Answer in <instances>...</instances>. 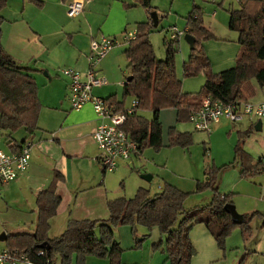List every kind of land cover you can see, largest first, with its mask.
<instances>
[{"label":"crops","instance_id":"1","mask_svg":"<svg viewBox=\"0 0 264 264\" xmlns=\"http://www.w3.org/2000/svg\"><path fill=\"white\" fill-rule=\"evenodd\" d=\"M72 1L8 0L6 8L2 11L4 23L1 41L4 49L18 64L29 68V74L37 82L38 95L42 105L38 129L31 135L22 130L23 137L21 139L13 138L19 143L31 139L34 148L28 172L0 188L1 205L5 203L8 207L6 211L2 208L6 215V219H4L6 223H2V225L34 224L38 213L37 197L40 192L51 186L56 172H60L63 181L58 183L57 192L62 197V203L57 216L51 221V239L60 236L72 220L108 219L107 203L109 201L119 198L131 199L140 189L149 190L153 196L160 193L165 184H169L185 193H192L196 188L197 181L206 180V175H199V167L193 162V152L189 147L183 149V155L186 159H191L189 168L196 173H192L189 177L179 175L166 162L173 153V150H169L170 131L173 128H178V112L174 108H167L160 112L163 133L162 149L160 148L155 153L138 151L131 156L130 160L120 162L115 171L106 172L104 170L99 162L100 151L93 139V134L101 120L91 105L85 106L80 111L72 110L69 101L70 80L62 75L61 70L71 68L85 76L90 70L91 42L102 36L115 37L122 34L123 30L126 31V25L130 21L128 9L136 3L135 0H86L85 11L82 15L78 18H71L68 6ZM231 10L233 8L227 11ZM212 17L216 18L217 12ZM151 21H147V23ZM122 36L119 39H122ZM208 44L204 42L203 47H207ZM125 46L126 51L128 44L126 43ZM237 48L239 52L238 40ZM113 51L102 60L96 69L98 76L107 79V84L100 88H94L93 94L103 99L113 97L120 103L123 100L117 97L119 84L109 79L116 71L114 66H121L119 50ZM205 54L211 64V57L206 51ZM211 70L215 73L212 68ZM203 75L204 80L198 84V89H189L187 83H183L184 92L199 93L205 84L206 78L204 73ZM254 81L256 82V80ZM244 85L242 87L244 100L254 104L264 102V87H260L257 83L259 90L248 94L244 92ZM113 105L122 112L126 108L127 102L124 101L121 108L118 104ZM140 114L142 115V112ZM151 118L146 119L151 120ZM258 121L246 119L235 124L222 119L213 129L214 136L212 134L209 136L212 140L215 135L224 133L223 136L228 145H223L220 157L215 156L213 145L211 149L208 147L205 150H210L211 153L207 159L210 166L220 164L221 168L225 167V170L220 174L222 178L218 179V183L220 180V192L233 195V204L237 205L238 212L243 216L257 212L259 215L255 218L264 219V204H261L256 198L255 183L252 182V178L247 179L242 176L244 166L239 159L236 161L235 153L238 145L242 147L246 155L250 157L251 168L254 169V173L256 172L255 175L264 174V143L254 144L250 139L253 137L251 136L253 133H258L256 131ZM12 152L11 149L6 151V153ZM205 155L204 157H206ZM143 160L146 162L152 160L154 165L147 163L146 166ZM138 167L143 168L146 173L144 175L152 176V180L146 181L141 176L140 182L139 177L136 176L137 180L134 182L136 187L128 197L113 198L112 179L121 180L124 187L123 180L135 178L134 173L139 172ZM157 177L162 178V182L165 183L162 185L158 182L159 190L153 192L150 185ZM205 194L207 195V193ZM207 198L210 199L211 195L206 196ZM55 229L59 230V235L52 233ZM121 229H124L121 233L128 239V247L132 250L128 256L127 254L122 256V264H154V262L169 264L166 262L167 255L163 251L161 256H157L159 253L154 250L155 246L164 242V236L159 239L153 238L151 246L146 243L143 245L142 251H136L132 228ZM155 229L160 232L158 228L153 230ZM252 233L253 229L249 235L244 234L240 228L233 231L226 242V251L231 257L229 258L226 252L218 247L216 240L205 225H193L190 231V240L196 254L192 258L191 264H235L241 248L246 245L249 238L251 240ZM260 233V236L254 238V249L257 254L264 256V228L262 226ZM145 236L146 234L142 235L141 239ZM116 240L118 242L119 239ZM120 247L123 251L126 248L121 246V243ZM5 249L7 247L3 250ZM76 259L74 256L73 264H76ZM87 264H109V261L88 257Z\"/></svg>","mask_w":264,"mask_h":264},{"label":"trees","instance_id":"2","mask_svg":"<svg viewBox=\"0 0 264 264\" xmlns=\"http://www.w3.org/2000/svg\"><path fill=\"white\" fill-rule=\"evenodd\" d=\"M148 11L153 9L152 0H138ZM8 0H0V131L17 133L20 130L31 135L38 129L42 105L35 78L29 74V68L23 67L11 58L2 44V11ZM239 8L229 11L230 30L239 35L240 50L234 67L214 73L208 60L203 43L213 38V34L205 27L203 18L195 7L187 19L188 34L195 38V47L189 59L183 64V80L176 71L175 58L180 41H165L167 58L158 60L150 34L154 30L153 22L138 23L137 35L128 44L125 51L129 62L128 69L132 80L124 84L125 97L132 96L138 102L135 114L129 118L125 131L138 144V151L146 147L159 150L162 145V125L160 112L174 108L178 112V122H189L191 113L198 109L203 100L212 96L215 100L230 104L244 99L243 85L254 79L260 87H264V0H242ZM205 74V84L197 94L184 92V79ZM128 80V79H127ZM121 108L124 101L118 103L113 97L107 99ZM149 111L151 120L140 112ZM12 139V140H10ZM10 140V141H9ZM7 145L13 152L24 143L10 138ZM193 135L173 128L170 131V145L189 147ZM14 143V144H13ZM236 161L243 164L242 176L252 178L250 157L239 145L236 148ZM225 167H211L206 170V180L198 182L196 192L212 191L209 204L191 210L185 208L190 194L176 187L165 184L161 192L153 195L147 189H140L131 198H119L107 203L109 217L106 220H72L66 230L58 237L51 239V221L57 216L62 197L57 192V185L63 181L60 172H56L51 186L40 192L37 197V221L33 233H18L8 236L7 249L26 252L39 263L51 261L55 264L60 257L62 264H87L88 257L108 260L109 264H122L123 250L116 240V228L130 226L136 243L141 248L144 241L138 236V226L150 232L158 228L165 237L163 252L169 264H191L196 250L190 240L193 225H205L218 247L225 251L228 237L240 228L244 234H251V222L259 214L244 215V223L237 225L225 210L227 204H233L231 194H223L218 187V179ZM264 228V223L262 225ZM42 244L50 245V249H41ZM154 248H159L155 246ZM45 251V256L38 254Z\"/></svg>","mask_w":264,"mask_h":264},{"label":"rangeland","instance_id":"3","mask_svg":"<svg viewBox=\"0 0 264 264\" xmlns=\"http://www.w3.org/2000/svg\"><path fill=\"white\" fill-rule=\"evenodd\" d=\"M135 3L133 6H131L128 9V12H130V21L128 22L127 30H123L122 34L132 32V31H137L138 23H143L147 21L152 20V13H156L159 17V24L157 28H154L153 32L150 34V40L153 44L155 54L158 60H163L165 61L167 58V48L165 47V41H171V32L170 29L173 27H177L180 31H183L187 27V17L189 14L193 11L195 7L199 8L200 15L203 18L204 25L211 31L213 34V38L210 40L205 41V43H209L207 47L204 48V51L211 57L212 63H211V68L213 71L216 73H220L221 71L228 70L235 65V61L237 58V40L239 38V35L237 32H234L230 30L229 27V21H230V14L227 11L230 8L233 9H238L239 4L238 1L236 0H152V7L153 9L151 11L146 10L138 0H135ZM221 4V5H219ZM217 12V17L213 18L212 15ZM150 19V20H149ZM125 31V32H124ZM122 34H118V36H115L116 38H121ZM108 37V36H106ZM111 37V38H115ZM179 47L177 56L175 58L176 62V71L177 75L180 79L183 80V64L185 61H187L190 57L191 54V48L190 45L184 40V38L181 39L179 44L177 45ZM125 49L126 46L123 43L121 46L117 47L116 50L113 52L119 50V58H120V64L114 66L115 67V72L113 75L109 78L110 81H115L114 83L119 84V89H118V98L122 99L123 101L127 102L126 107H130L134 97L128 96L125 97L124 95V83L126 82L127 78L130 77V70L127 68L128 62L125 56ZM112 52V51H111ZM239 53V52H238ZM201 80H204V75L203 73H200L196 77H191V78H186L184 79V83H187V88L189 89H198V84H200ZM200 87V86H199ZM116 90V87L114 88ZM256 90L258 89V85L254 80L249 81L246 85H244V92L251 94L255 93ZM201 91V90H200ZM151 112L145 111L142 112V115L146 118H151ZM178 122V121H177ZM217 125V124H216ZM215 125V126H216ZM214 126V127H215ZM176 129H178L180 132L183 133H190L193 135V142L189 146L190 151L193 152V162L196 164L197 167H199V175L204 176L207 169L211 167H216L217 169H221V165L219 164L218 166L216 165H209V159L208 157L211 155L210 150H205V148L210 147L212 148V145L214 147V154L215 156L220 157V152L223 148V145H228L227 140L223 136L224 133H221L219 135H215L214 139H210L209 134L214 136L215 131L212 130V133H205V132H198L194 129L193 125L190 122H178L177 123ZM213 127V129H214ZM10 135L18 140L23 137V131L20 130L17 133L11 134L9 132H4L0 131V149L4 152L9 151L8 145H7V140L10 138ZM250 137L252 142L254 144H257L259 142L264 143V126H263V131L258 132V133H253ZM227 137V133H226ZM250 141V140H247ZM243 145V144H242ZM244 146V145H243ZM163 148V145L161 149ZM183 149L180 146H169V150H173L172 155L169 156V160H166L168 162L169 167H171L176 173L182 176H190L192 173H196L193 171V169H190V164L189 162L191 159H186L183 155ZM143 151L147 152H152L155 153L157 152V149L153 147H146ZM188 152V151H187ZM236 153V152H235ZM206 154V155H205ZM190 156V154H188ZM204 155L206 157H204ZM144 163H151L154 165L152 160H143ZM205 164V166H204ZM139 168V167H138ZM147 168V167H145ZM161 169V167H160ZM139 172H135V178L131 180H123L124 187L122 186L121 180L112 179V187L114 189L113 191V198L116 197H128L133 189L136 187L134 186V182H136V178L139 177V181L141 182V176L146 174L143 171V168L140 167ZM112 175V174H110ZM137 176V177H136ZM220 179L222 176L219 177ZM162 178H156L152 183V191H157L158 189V182L164 185L165 182H162ZM199 181H197L198 183ZM252 182L255 183L254 186L257 188V199L261 204H264V174L263 175H253L252 176ZM196 183V186H197ZM220 186V180L218 183V187ZM207 193V195L205 194ZM190 196L185 202V208L187 210L191 208H195L198 206H205L209 204L210 199H212L213 192L210 190H206L200 193L196 192V188L194 192L189 193ZM211 195V198H207L206 196ZM133 197V196H132ZM3 200V199H2ZM243 201L246 202L245 199ZM3 202V201H2ZM237 208V205L234 204ZM5 207V208H4ZM8 208L7 205L4 203V205H1V199H0V235L3 233H6L8 236L11 234H18V233H33L36 228V221H37V216L35 219V223H29V224H22L17 225V226H8L7 224L2 225L4 222V219H6L5 211ZM238 211V209H237ZM240 213V212H239ZM241 214V213H240ZM264 223V219L262 218H255L253 222L251 223V227L253 229L252 237L251 240L249 238V241L244 245L241 250L240 254H238L235 264H264V256H260L255 252V247H254V238L255 236H260L261 235V226ZM131 228L130 226H121L116 228L115 236L116 239L118 240V243H121V246L126 247L125 250L122 253V256L127 254H131L132 250L128 247V239L123 236L121 233L122 230L121 228ZM52 233H56L59 235V230H53ZM149 235V238L144 241L143 245L146 243L150 244L151 246V241L153 238L159 239L161 236V233L158 230H153L149 231L144 227L138 226V236L141 239L142 235ZM133 235V233H132ZM127 239V240H126ZM134 240V246H136L135 239L133 236ZM164 240V237H163ZM143 245L141 248H134L136 251H142ZM7 247L6 242H0V253L3 251V249ZM164 244L161 243L159 245V248H154L157 254V256H161L162 250H163ZM223 251V250H222ZM226 252L227 256L229 258L230 254H228V251H223ZM76 256V255H75ZM93 257V256H91ZM97 258V257H95ZM98 259V258H97ZM102 260V259H99ZM156 261V260H155ZM55 264H62L60 257L56 258ZM156 264V262H154ZM164 264V263H160Z\"/></svg>","mask_w":264,"mask_h":264},{"label":"built area","instance_id":"4","mask_svg":"<svg viewBox=\"0 0 264 264\" xmlns=\"http://www.w3.org/2000/svg\"><path fill=\"white\" fill-rule=\"evenodd\" d=\"M85 5L86 0H73L68 6L69 16L78 18L85 11ZM170 32L171 41H181L188 34V28L180 31L177 27H173ZM136 35L137 31H132L124 33L122 39L102 36L93 40L90 46V70L85 76L71 68L61 70L62 75L70 80L69 101L72 110L80 111L85 106L91 105L101 120L93 134V139L100 151L99 162L106 172L115 171L120 162L130 160L131 156L138 152V144L127 134L125 127L129 118L135 114L139 102L134 98L131 106L120 112L107 99L95 96L93 89L107 84V79L98 76L96 69L111 51L123 43L129 44ZM222 119L235 124L246 119H255L262 121L264 125V102L254 104L239 99L230 104H223L208 96L190 115V123L194 129L205 133L212 132L213 127ZM33 148V141L27 139L16 152L6 153L0 150V188L28 172ZM38 255L45 256V251L42 250ZM0 264H51V261L39 263L26 252L5 249L0 253Z\"/></svg>","mask_w":264,"mask_h":264},{"label":"water","instance_id":"5","mask_svg":"<svg viewBox=\"0 0 264 264\" xmlns=\"http://www.w3.org/2000/svg\"><path fill=\"white\" fill-rule=\"evenodd\" d=\"M151 16H152V21H153L154 27L157 28L158 24H159V17H158V15L156 13H152ZM184 40L190 45L191 50H193L194 47H195V38L192 35L187 34L184 37ZM131 80H132V77L128 78L129 82ZM262 127H263L262 121H258L257 122V126H256V131L257 132H261L262 131ZM142 179H144L146 181H151L152 180V176L143 175ZM225 210H226V212L228 214L231 215L232 221L235 224L242 225L244 223V221H245L244 216L237 211V208H236V206L234 204H227L225 206ZM7 240H8V235L6 233H3V234L0 235V242H6ZM40 248L49 250L50 249V245L42 244L40 246Z\"/></svg>","mask_w":264,"mask_h":264}]
</instances>
